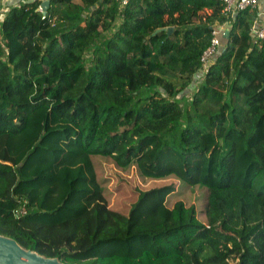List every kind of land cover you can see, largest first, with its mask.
Returning <instances> with one entry per match:
<instances>
[{
  "label": "trees",
  "instance_id": "1",
  "mask_svg": "<svg viewBox=\"0 0 264 264\" xmlns=\"http://www.w3.org/2000/svg\"><path fill=\"white\" fill-rule=\"evenodd\" d=\"M48 1L45 14L35 0L0 21V235L64 264H264L256 12L225 15L215 0ZM97 158L204 188L205 223L193 205L167 206L174 183L135 189L127 213L111 209Z\"/></svg>",
  "mask_w": 264,
  "mask_h": 264
},
{
  "label": "rangeland",
  "instance_id": "2",
  "mask_svg": "<svg viewBox=\"0 0 264 264\" xmlns=\"http://www.w3.org/2000/svg\"><path fill=\"white\" fill-rule=\"evenodd\" d=\"M3 2L4 1H0V14L2 13L5 15L6 9L3 7L5 6ZM209 13L210 11L206 10L201 12V15L205 16ZM222 31L225 32L227 30L222 29ZM212 61L213 58L210 62ZM96 162L97 172L100 179L107 181L106 188L108 192V203L111 209L127 213L131 204L136 199L135 189L146 190L151 187L174 183L176 186V192L168 197L166 203L167 206L172 207L179 201L187 206L193 205L198 219L205 223L206 193L204 188L185 185L174 175L160 179L147 177L143 175L136 166L120 170L110 159L97 158ZM116 189H118L117 192L115 191Z\"/></svg>",
  "mask_w": 264,
  "mask_h": 264
},
{
  "label": "built area",
  "instance_id": "3",
  "mask_svg": "<svg viewBox=\"0 0 264 264\" xmlns=\"http://www.w3.org/2000/svg\"><path fill=\"white\" fill-rule=\"evenodd\" d=\"M120 7L127 5L129 0H114ZM223 4L222 12L225 15L233 16L235 13L246 10H253L256 12L257 20L253 25L252 33L255 39L264 40V10L259 8L258 0H215ZM220 35H225L222 28H218L212 33V40L210 46L203 52L200 57V62L203 68L206 67L212 58L216 55L220 47Z\"/></svg>",
  "mask_w": 264,
  "mask_h": 264
},
{
  "label": "water",
  "instance_id": "4",
  "mask_svg": "<svg viewBox=\"0 0 264 264\" xmlns=\"http://www.w3.org/2000/svg\"><path fill=\"white\" fill-rule=\"evenodd\" d=\"M49 1L41 4L42 13H46ZM165 31L170 33L171 28L156 30L154 34ZM227 34V32H226ZM0 264H64L57 258L42 256L34 251L22 248L15 240L0 235Z\"/></svg>",
  "mask_w": 264,
  "mask_h": 264
},
{
  "label": "crops",
  "instance_id": "5",
  "mask_svg": "<svg viewBox=\"0 0 264 264\" xmlns=\"http://www.w3.org/2000/svg\"><path fill=\"white\" fill-rule=\"evenodd\" d=\"M0 1H4L3 4L5 6H3V7H5L6 12H7L10 7H17V6L21 5V4L32 2V1H35V0H0ZM38 1L43 3V2H46L48 0H38ZM258 3H259V8L261 10H264V0H258ZM3 17H4V14L1 13L0 14V21L3 19ZM221 28L225 29L224 27H221Z\"/></svg>",
  "mask_w": 264,
  "mask_h": 264
}]
</instances>
